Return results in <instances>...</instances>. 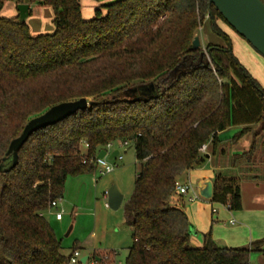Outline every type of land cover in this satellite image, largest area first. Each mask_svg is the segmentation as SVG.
I'll return each mask as SVG.
<instances>
[{
  "label": "trees",
  "instance_id": "1",
  "mask_svg": "<svg viewBox=\"0 0 264 264\" xmlns=\"http://www.w3.org/2000/svg\"><path fill=\"white\" fill-rule=\"evenodd\" d=\"M7 2L25 0H0V264H69L45 212L67 178L96 172L97 152L116 141L130 142L142 166L124 206L133 238L126 264H252L253 252L264 253V239L220 246L210 232L193 247L176 202L180 178L207 159L202 145L216 151L219 133L233 126L241 127L238 143L264 122V87L236 56L220 21L235 30L209 0H117L90 19L81 0H42L55 30L38 35L19 15L3 16ZM205 21L224 45L192 51ZM150 84L148 95L132 91ZM81 98L93 104L31 134L10 169L9 146L26 124ZM253 135L235 160H253ZM209 202L241 210L240 179L217 174Z\"/></svg>",
  "mask_w": 264,
  "mask_h": 264
},
{
  "label": "crops",
  "instance_id": "2",
  "mask_svg": "<svg viewBox=\"0 0 264 264\" xmlns=\"http://www.w3.org/2000/svg\"><path fill=\"white\" fill-rule=\"evenodd\" d=\"M31 1L25 0V3L30 5V13L34 7L36 9L41 7L43 10H45L44 8H48L46 13L48 15L50 14V7H45L42 4V0ZM105 1L110 2H101L102 4L93 2L92 4L89 0H84V2L81 0L83 17L85 19H90L91 17L89 11H87L86 15L84 14L83 8L85 6L87 9H90L112 3V0ZM11 3L13 12L8 17L19 15L17 4L14 2ZM222 29L231 37L236 56L264 87V83L257 76V73L260 74L258 72L259 69H264V57L230 27L226 26L222 27ZM208 36L213 41L211 43L224 45L223 40L215 39L210 34ZM206 44L207 42L203 44V47ZM252 129V132L244 135L238 143L232 142V138L241 130V127L233 126L220 132L219 137L221 142L217 150H214L211 142L208 143L205 151L207 155L205 163L201 167L187 172L180 178L179 182L182 185L190 187L187 194L184 195L183 200L185 198L189 200V203H186L185 210L196 231V234H192L191 236V245L193 247H202L204 245L205 235L209 232L220 246H249L252 242L264 239V126L262 127L260 123L253 125ZM255 132L259 133V135L257 138V152L253 160L251 162L244 159L235 160V155L242 154L250 149L253 142V133ZM219 173L227 178L240 179L242 191L241 210L232 211L222 204L214 207L213 203L204 199L201 200L198 198L191 200L196 195H199L198 188L200 181L211 180L214 184V179ZM104 198L107 200V192ZM213 209L216 211L213 212ZM62 220L63 218L58 221ZM231 220L235 221L234 224L231 223ZM97 259L96 261L99 262L100 258L97 257ZM251 263L264 264V253L260 251L253 252Z\"/></svg>",
  "mask_w": 264,
  "mask_h": 264
},
{
  "label": "rangeland",
  "instance_id": "3",
  "mask_svg": "<svg viewBox=\"0 0 264 264\" xmlns=\"http://www.w3.org/2000/svg\"><path fill=\"white\" fill-rule=\"evenodd\" d=\"M89 1L92 4L93 2L99 4L110 2L105 0ZM115 1L117 0H112V2ZM83 6L85 5L83 4ZM44 9L34 7L26 20L32 35L49 34L55 30L53 9L50 7L49 15L46 13L48 8ZM95 9L96 7L87 9L85 6L83 8L84 14L86 15L89 11L90 16L93 17ZM12 10V3L7 2L3 10V16H10ZM220 25L221 27L227 26L222 21H220ZM208 34L215 39H221L212 33L209 23L205 21L198 32L202 48H205L203 44L206 42H213ZM258 72L261 74L257 73L258 78L264 83V69L260 68ZM121 152L124 157L122 161L109 160L110 163L117 165L110 173L101 174L96 171L69 176L58 207L45 212L46 219L50 222L56 236L61 241L62 253L69 257L75 249H78L80 256L77 264H96L95 257H99V262L103 261V264H126L133 238L132 230L125 221L124 206L133 194L135 181L142 166L137 162L136 152L132 144L127 146V149L121 148ZM113 185H116L124 196L119 209H112L107 206V200L104 198L105 193ZM83 186H85V192L82 204L78 206V198ZM183 199L184 195L177 194L176 202L179 201L178 204L182 202L183 207H186L189 200ZM213 204L214 207L219 205L217 203ZM57 212L63 213L62 221L56 219ZM84 256H89L86 263L81 262Z\"/></svg>",
  "mask_w": 264,
  "mask_h": 264
},
{
  "label": "water",
  "instance_id": "4",
  "mask_svg": "<svg viewBox=\"0 0 264 264\" xmlns=\"http://www.w3.org/2000/svg\"><path fill=\"white\" fill-rule=\"evenodd\" d=\"M213 4L227 23L250 45L258 51L264 57V1L263 0H209ZM19 12V19L21 22H26L27 18L30 15V5L27 3H21L17 5ZM202 48V43L200 36L197 34L189 49L194 51ZM210 62L206 63L208 67ZM141 90L143 94L148 95L154 90V85L150 84L149 86L143 85L137 88H134L132 91L136 92ZM93 104L92 101L87 98H81L75 101L63 102L57 104L50 109H48L43 114L32 118L25 126L22 134L14 139L7 152L8 155L13 156V163L10 169L17 166L19 162L18 152L21 147L27 142L30 135L34 132L47 128L49 126L55 125L68 117L74 115L79 110H86L89 106ZM262 127L264 122L261 123ZM118 150L113 151L108 157L109 160H112ZM106 155V150L102 149L99 151L97 157L102 159ZM6 158H4L5 160ZM0 168H3V165H0ZM9 169V170H10ZM85 192V186L82 187L80 195L78 198V206H81L83 195ZM199 196L206 200L211 201L214 194V184L211 180H202L199 182L198 188ZM124 196L119 191L116 185H113L107 191V202L108 206L112 209H119L122 205ZM190 232L196 234L194 225L191 224ZM89 259V256H84L81 259L82 263H86ZM99 260V259H97Z\"/></svg>",
  "mask_w": 264,
  "mask_h": 264
},
{
  "label": "built area",
  "instance_id": "5",
  "mask_svg": "<svg viewBox=\"0 0 264 264\" xmlns=\"http://www.w3.org/2000/svg\"><path fill=\"white\" fill-rule=\"evenodd\" d=\"M129 145H130V142H128V141H116V142L108 143L105 147L101 148L100 150H102V149L106 150V155L104 156V158L100 159L97 157L100 150L97 152V155H96L97 170L96 171H98L101 174H106V173L112 172L117 165L110 163L108 157L110 156V154L113 151L118 150V153L116 154V156L113 159H116L118 161H122L123 160V154L121 153V148H126ZM207 146H208V144L202 145V147L200 148V151L202 153H205ZM85 147H87V145H85ZM189 189H190L189 186L182 185L180 182H178L176 184V192L180 195L187 194ZM198 198L202 199L199 195H196L191 200L198 199ZM60 201H61V199H57V200L52 201L50 203L49 210H51L53 208H57ZM106 205L108 206V202H106ZM215 211L216 210L213 209V212H215ZM62 218H63V213L57 212L56 213V219L61 220ZM234 222H235L234 220H231L232 224H234ZM79 256H80V253H79L78 249H75L70 256L69 264H77L79 262V259H78Z\"/></svg>",
  "mask_w": 264,
  "mask_h": 264
}]
</instances>
